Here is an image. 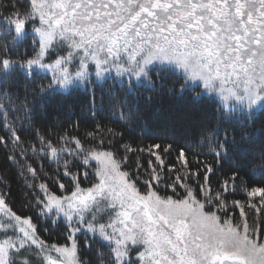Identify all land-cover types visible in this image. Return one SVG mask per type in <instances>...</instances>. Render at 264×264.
Wrapping results in <instances>:
<instances>
[{"label":"snow or ice","instance_id":"obj_1","mask_svg":"<svg viewBox=\"0 0 264 264\" xmlns=\"http://www.w3.org/2000/svg\"><path fill=\"white\" fill-rule=\"evenodd\" d=\"M20 71L22 95L10 82ZM81 89L93 119L99 91L101 110L125 128L146 123L164 98L204 105L212 125L189 147H206L230 174L213 188V164L192 167L180 148L181 167L165 165L172 145L159 143L147 149L158 164L131 169L128 154L146 149L102 123L55 140L32 126L49 96ZM169 118L173 134L195 124L188 113ZM0 130L35 211L15 209L10 185L0 191V264H264V186L247 188L244 203L227 199L245 167L264 175V147L249 151L264 137V0H0ZM39 217L51 227L63 218V242L44 237ZM95 245L86 259L81 249Z\"/></svg>","mask_w":264,"mask_h":264},{"label":"trees","instance_id":"obj_2","mask_svg":"<svg viewBox=\"0 0 264 264\" xmlns=\"http://www.w3.org/2000/svg\"><path fill=\"white\" fill-rule=\"evenodd\" d=\"M3 3H7L8 0H2ZM32 33L29 31L28 38L31 39ZM25 46L22 44L19 51L23 53L25 51ZM30 51V49H27ZM43 75V74H41ZM10 82L14 85L15 89H19L21 95L23 94V85L26 83V78L22 71L13 73ZM106 103V102H105ZM204 105L194 106L193 102L187 98H175L169 99L164 98L159 101L154 108V110L149 113L148 120L146 123H142L140 126H132L131 128H125L121 126V123L116 120V117L110 116L107 108L101 110V97L99 91L96 96V108L97 111L96 119H93L90 115L91 105L89 104L88 93L84 92L82 89L71 93V95L53 94L49 96L42 104H39L34 112L31 113V124L35 128H39L44 132H49L52 138L55 140L60 134L67 131L70 134L78 135L84 137L87 131H92L96 123H102L106 127H112L118 131L124 132L125 140L132 142L133 147L144 148V152L129 153L128 166L134 169L137 160L143 164L144 168H147L148 161L152 160L153 164H158L159 162L155 160L154 156L149 155L147 149L153 143H159L161 145L171 144L172 149L170 154H163L165 165L176 164L177 168L181 165L177 162L176 157L180 148L188 149V160L192 167H195V160L199 158L202 162H208L213 164L214 173L211 176V182L213 188H216L218 183L225 178V173H229L230 165L225 161L222 165H216L213 157L208 154L206 147H197L195 143L189 147L188 141L193 140L198 129L204 124L212 125L211 121V111L207 112V117L203 111ZM182 112L188 113L192 116L195 121L194 127L183 129L181 131L173 134L174 124L170 120L169 116L171 113ZM14 115H19L22 117L21 121L18 123L25 128L29 125V119L25 117V114L21 111L15 113ZM237 136L239 134V126L236 125ZM256 127H259V119L256 121ZM223 129H221L222 134ZM0 134L3 131L0 130ZM27 135V132L23 133ZM198 139V137H195ZM264 147V137H258L254 143L249 146L250 153L258 157L261 148ZM152 151H157L153 149ZM196 153V155H193ZM6 152L4 149L0 148V191H8L5 186L10 185L11 197L10 203L13 204L15 209L21 213H27L35 217V211L29 212L26 207H24L26 200L30 197L26 196L28 189L25 188L24 178L19 176V168L12 165L6 160ZM38 166V162H37ZM56 168L55 163L45 161L44 170L53 172ZM165 175H175V173H168L167 168L164 171ZM230 174V173H229ZM241 178L244 184H241ZM30 179V178H29ZM67 183V178H65ZM88 182H84V186H87ZM235 190L230 189L227 195L229 202L232 200H240L242 203L246 202V189L253 186H264V175L259 171L253 173L247 167L240 171V176L236 180ZM162 193L164 189H161ZM169 194H170V190ZM238 215V209H234ZM37 222L41 226V231L44 237L50 238L51 241L60 240L63 242L61 233L64 229L61 226L63 220L60 219L55 227L50 226V218L39 217ZM48 228L47 232L43 230ZM79 238L81 241L85 239H91L90 235L80 234ZM99 245H95L92 249L82 248L81 251L87 253V258L96 259V250Z\"/></svg>","mask_w":264,"mask_h":264},{"label":"rangeland","instance_id":"obj_3","mask_svg":"<svg viewBox=\"0 0 264 264\" xmlns=\"http://www.w3.org/2000/svg\"><path fill=\"white\" fill-rule=\"evenodd\" d=\"M61 219L63 220V218L61 217ZM83 234H87V235H90L89 233H85V232H82ZM82 233H80V234H82ZM79 234V235H80ZM91 236V235H90ZM134 258V257H133Z\"/></svg>","mask_w":264,"mask_h":264}]
</instances>
